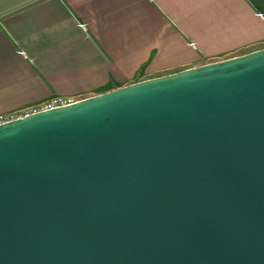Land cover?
<instances>
[{"label": "water", "instance_id": "1", "mask_svg": "<svg viewBox=\"0 0 264 264\" xmlns=\"http://www.w3.org/2000/svg\"><path fill=\"white\" fill-rule=\"evenodd\" d=\"M0 264H264V46L1 121Z\"/></svg>", "mask_w": 264, "mask_h": 264}, {"label": "crops", "instance_id": "2", "mask_svg": "<svg viewBox=\"0 0 264 264\" xmlns=\"http://www.w3.org/2000/svg\"><path fill=\"white\" fill-rule=\"evenodd\" d=\"M264 46V0H0V116Z\"/></svg>", "mask_w": 264, "mask_h": 264}, {"label": "built area", "instance_id": "3", "mask_svg": "<svg viewBox=\"0 0 264 264\" xmlns=\"http://www.w3.org/2000/svg\"><path fill=\"white\" fill-rule=\"evenodd\" d=\"M71 97H65V96H52L44 100L41 104H39L35 109H44V108H49V107H54V106H60L64 105L66 103H69L73 101ZM33 109V110H35ZM12 117H5V116H0V122L6 119H9Z\"/></svg>", "mask_w": 264, "mask_h": 264}]
</instances>
